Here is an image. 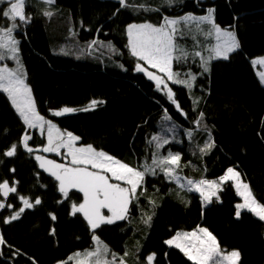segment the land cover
Segmentation results:
<instances>
[{"label": "trees", "instance_id": "obj_1", "mask_svg": "<svg viewBox=\"0 0 264 264\" xmlns=\"http://www.w3.org/2000/svg\"><path fill=\"white\" fill-rule=\"evenodd\" d=\"M146 3L160 10L125 8L117 13V0H55L50 6L32 0L26 11L32 14L31 22L15 35L37 111L61 130L79 136L80 144H91L133 167L150 164L156 152L151 138L166 136L170 143L160 154L179 153L181 173L195 180H216L232 167L264 204V86L251 63L264 56V0H181L173 6L164 0ZM209 8L215 9L217 25L236 31L240 49L227 60L213 61L210 73L194 55L175 65L181 77L189 71L198 75L191 91L170 83L180 109L187 113L185 118L153 82L134 71L137 61L126 47L125 29L130 23L159 24L164 16L206 15ZM45 11L52 15L45 16ZM7 23L0 19V25ZM93 40L111 43L119 54L99 44L89 54ZM178 42L190 53L201 51L192 37ZM92 100L104 103L61 117L50 112L65 106L80 109ZM201 112L203 120L196 126L193 121ZM168 128L174 131H165ZM189 129L191 138L185 134ZM25 131L7 95L0 93V181L7 179L10 186L18 182L20 195L41 199L40 205L26 209L19 219L4 223L22 206L16 194H9L7 202L13 208L0 210V236L6 242L0 246V264H60L74 253L93 249V232L82 214L71 213V203L82 202V193L72 190L70 199H64L58 182L39 168L35 151L30 154L20 146L13 157L2 154L12 143H19ZM210 142L213 146L201 152ZM44 143L34 132L31 145L36 148ZM44 155L60 162L56 155ZM143 187L146 191L138 192L124 220L95 230L118 257L130 252L145 262L154 253L153 264H193L165 241L199 226L207 228L222 249L238 250L239 264H264V221L248 211L235 217V206L242 200L232 182L207 207L199 194L169 182L159 170L145 178Z\"/></svg>", "mask_w": 264, "mask_h": 264}, {"label": "snow or ice", "instance_id": "obj_2", "mask_svg": "<svg viewBox=\"0 0 264 264\" xmlns=\"http://www.w3.org/2000/svg\"><path fill=\"white\" fill-rule=\"evenodd\" d=\"M41 2L50 6L55 3V0H41ZM117 2L119 4L117 13L120 9L125 8H131L135 11L160 10L148 5L146 0L142 3H133V0H117ZM164 2L168 6H173L181 0H164ZM31 3L32 0H0V5L3 6L0 7V19L8 21L7 24L0 25V62L12 60L16 63L15 68L9 67L6 63L0 64V93L7 95L26 129H38L41 136L46 133L47 143L40 149H34L29 144L32 137L25 131L21 141L9 145L2 154L6 157H13L17 153V148L22 146L30 154L34 151H42L43 153L61 156L66 161V163H59L42 155H35L34 157L39 162V168L58 182V190L65 199H70L69 192L72 189L82 193V202L71 203V213L72 215L82 214L93 232V241L96 247L84 254L77 253L76 256L83 255L85 257L77 264H126L123 257H126L128 253L125 252L123 257H118L117 254L110 252L107 245H104L96 235L95 230L102 225H111L118 220H124L129 214L131 203L138 199V192L146 191L143 187L145 177L157 175L158 170L169 182H175L185 191L198 192L207 202H211V198L216 196L217 191L221 190L224 183L232 181L237 193L243 199V203L235 206V217L240 218L241 210H247L260 221H264V204L256 200L250 186L240 179V173L232 167L227 168L218 180L200 179L196 181L182 177L177 173V169L180 168L181 155L171 151H168L166 155H161L160 150L170 143V140L166 136L160 135L153 136L149 142L154 144L156 149L150 164L146 163L140 167H133L104 150H98L91 144L77 146L80 140L79 136L70 131H62L53 120L46 119L45 116L41 115L37 111L32 89L26 83V73L22 71L23 65L19 59L20 41L16 39L15 35L22 26L31 22L32 14L25 12L26 7L30 6ZM214 11L215 9L209 8L206 15L198 16L187 13L175 18L164 16L159 24L130 23L125 29L126 47L129 49L130 55L137 61L134 71L143 73L149 81L154 82L155 89L163 92L185 118H187V113L180 109L169 82L184 85L191 91L192 82L195 81L196 76L189 71L185 73L188 78L181 79V71L175 68V65L186 62L190 55H194L200 58L204 71H208V60L215 58L227 60L229 54L240 47L234 32L221 29L215 23ZM44 15L51 16L52 13L45 11ZM204 24L211 26L207 35L214 34L216 39V44L207 49L210 53L208 59H205L199 50L190 53L178 42L184 39V29L191 30L193 26L199 29ZM192 39L196 40L197 37L193 36ZM97 44L119 54L111 43L104 45L98 40H93L88 45L89 54H91L93 46ZM251 63L254 67L256 65L264 66V58L253 59ZM120 67L123 68V65ZM258 75L260 82L264 84V71L259 72ZM103 103L102 100H92L87 107L77 109L65 106L59 110H50V112L54 117H61L76 111L86 112ZM165 119L170 121L171 118L166 115ZM202 120L203 113L201 112L199 119L194 120L193 124L200 126ZM165 131H174V128H168ZM185 134L191 138L193 131L191 129L186 130ZM212 146L211 142L206 143L200 151L204 152L205 149ZM11 171L14 172L15 169ZM16 183L18 182H13L10 186L9 180L0 181V196L4 197V202H0V210L5 209L6 206L8 209L13 208V204L7 202L10 193L16 194L22 203V206H19L4 220V223L19 219L26 209H32L41 204L40 198L30 200L24 195H20L17 192ZM51 219L55 220L56 216L53 214ZM147 220H151V216H148ZM5 243L3 237L0 236V244ZM165 243L170 247L180 249L193 264H238L240 259L238 250L222 249L217 238L205 227L198 226L190 232H177L173 238L168 239ZM90 258H94V261ZM154 260L155 254H150L146 257V264H153Z\"/></svg>", "mask_w": 264, "mask_h": 264}, {"label": "rangeland", "instance_id": "obj_3", "mask_svg": "<svg viewBox=\"0 0 264 264\" xmlns=\"http://www.w3.org/2000/svg\"><path fill=\"white\" fill-rule=\"evenodd\" d=\"M0 6H2V5H0ZM2 7H3V6H2ZM26 11H27V7H26V9H25V12H26ZM174 18H175V17H174ZM214 21H215V23H216L215 15H214ZM210 29H211V26H210V25H207V24L201 25L199 29H197L195 26H193V27L191 28V30H189V29H184V37H185V38H191V37H193V36L197 37V41H198L199 44L201 45V52H202V55L205 57V59H208V57H209V55H210V53H209V51H208L207 49H210L211 47H213V46L216 44L215 35H214V34L211 35V36H208V35H207V32H208V30H210ZM221 29H224V30H228V31L234 32V33H235V36H236V39H237V41H238V43H239L238 37H237V35H236V31H235L234 29H231V28H222V27H221ZM16 39H17V38H16ZM239 45H240V43H239ZM239 49H240V47H239L237 50H235L234 52L238 51ZM234 52L230 53V54H229V57H230V55L233 54ZM260 58H264V56L259 57V58H256V59H260ZM19 59H20L21 64L23 65L22 71L26 73L25 65H24V62H23L22 57H21V54H20V43H19ZM220 59H223V58H215V59H210V60H208V64H207L208 71H205V72H206V73H210L212 62H213V61H216V60H220ZM3 63H6V64H7L9 67H11V68H15V67H16V63H15L14 61H12V60H5V61H3V62H0V64H3ZM142 63H143V62H142ZM254 68H255V71H256V73H257V76H258V78H259V80H260V77H259L258 73L261 72V71H264V66L256 65ZM203 69H204V68H203ZM152 71H155V70H152ZM190 72H191L192 74H194V75L196 76V78H197L198 75H196L193 71H190ZM180 78H181V79H187L188 77H180ZM195 81H196V79H195ZM195 81L192 82V83H193V87H194ZM26 83H27V74H26ZM27 84H28V83H27ZM176 85L184 86V85H181V84H176ZM262 85L264 86V84H262ZM169 86H170V82H169ZM184 87H185V86H184ZM193 87H192V88H193ZM57 127H58V126H57ZM26 131H27V132L31 135V137H32V139L29 140V144H30V146H32V145H31V142H32L33 139H34V132H37L38 135L40 136V138H44V139H45V143H44L43 145L39 144V147H36V148H34V147L32 146L34 149H40V148H42V146L46 145V143H47V140H46V133L44 134V136H41V134H40V132H39L38 129H37V130L26 129ZM62 131H63V130H62ZM65 132H67V131H65ZM77 146H83L82 144H80V140L78 141ZM61 151L63 152V150H61ZM44 154H52V153H43L42 151H35V155H42V156H45ZM53 155H55V154H53ZM45 157H47V156H45ZM58 157H59V160H60L59 163H66V161H65L61 156H58ZM47 158H48V159H52V158H49V157H47ZM180 165H181V161H180ZM179 169H180V168H179ZM179 169H177V173H178L180 176L185 177V178H190V177H188L186 174L181 173ZM235 170L238 171V172L240 173L239 170H237V169H235ZM146 177H147V176H146ZM146 177H145V178H146ZM190 179H193V178H190ZM240 179H241L244 183H246V182L243 180V177H242L241 173H240ZM193 180H195V179H193ZM216 180H218V179H216ZM196 181H198V180H196ZM229 182H232V181H229ZM226 183H228V182H226ZM226 183H224V184L221 186V190L223 189V186H224ZM232 183H233V182H232ZM233 184H234V183H233ZM72 190H74V189H72ZM72 190H70V192H71ZM221 190L217 191L216 196H213V197L211 198V202H207V201H204V200H203L204 207H207V206L211 205L212 202H213V199L219 197V194H220V191H221ZM70 192H69V195H70ZM193 193L199 194L198 192H195V191H193ZM239 197H240L241 200H242L241 203H243V199H242V197H241L240 195H239ZM63 198H64V197H63ZM64 199H65V198H64ZM202 199H203V198H202ZM105 211H106V210H105ZM244 211H247V210H241V214H242ZM127 216H128V215H127ZM127 216H126V217H127ZM118 221H121V220H118ZM118 221H116V222H118ZM100 240H101V239H100ZM101 241H102V240H101ZM102 243H103L104 245H107V244H106L105 242H103V241H102ZM219 245H220V244H219ZM0 246H1V244H0ZM95 247H96V244H95V242H94V248H95ZM107 247H108V246H107ZM168 247H170V246H168ZM94 248H93V249H94ZM171 248H176V247H171ZM108 249L110 250L109 247H108ZM90 250H92V249H90ZM87 251H88V250H87ZM85 252H86V251H83V252H77V253L84 254ZM110 252H111V250H110ZM77 253H74V254H72V255L70 256V257H72V259H68L67 261L62 262V263H60V264H65V263H67V262H71L72 264H77L78 261H80V260H84V259H85V257H84L83 255H81V256H79V257L76 256ZM123 258L126 260V264H146V261L143 262V261L140 259L139 256L136 257L134 254H132V253H130V252H128V255H127L126 257H123ZM90 259L94 261V258H90ZM238 264H239V263H238Z\"/></svg>", "mask_w": 264, "mask_h": 264}, {"label": "water", "instance_id": "obj_4", "mask_svg": "<svg viewBox=\"0 0 264 264\" xmlns=\"http://www.w3.org/2000/svg\"><path fill=\"white\" fill-rule=\"evenodd\" d=\"M145 76V75H144ZM146 77V76H145ZM146 79H147V77H146ZM148 80V79H147ZM149 81V80H148ZM150 82H152V81H150ZM154 83V82H153Z\"/></svg>", "mask_w": 264, "mask_h": 264}, {"label": "crops", "instance_id": "obj_5", "mask_svg": "<svg viewBox=\"0 0 264 264\" xmlns=\"http://www.w3.org/2000/svg\"><path fill=\"white\" fill-rule=\"evenodd\" d=\"M239 263V262H238Z\"/></svg>", "mask_w": 264, "mask_h": 264}]
</instances>
